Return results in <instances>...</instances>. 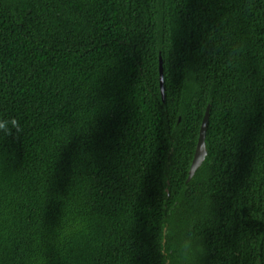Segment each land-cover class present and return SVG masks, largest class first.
<instances>
[{"label":"trees","instance_id":"16d2710c","mask_svg":"<svg viewBox=\"0 0 264 264\" xmlns=\"http://www.w3.org/2000/svg\"><path fill=\"white\" fill-rule=\"evenodd\" d=\"M0 264H264V0H0Z\"/></svg>","mask_w":264,"mask_h":264},{"label":"water","instance_id":"95a60500","mask_svg":"<svg viewBox=\"0 0 264 264\" xmlns=\"http://www.w3.org/2000/svg\"><path fill=\"white\" fill-rule=\"evenodd\" d=\"M158 72H159V90H160V97H161V101L164 100L163 97V87H162V79H161V61L160 58L158 57ZM208 106H206L201 122H200V126L198 129V135H197V139H196V143H195V148H194V152H193V156H192V160L188 169V175H187V179H190V177L193 175L195 169L201 164V162L203 161L205 154H206V150H205V146H204V132L206 129V125H207V117H208Z\"/></svg>","mask_w":264,"mask_h":264}]
</instances>
